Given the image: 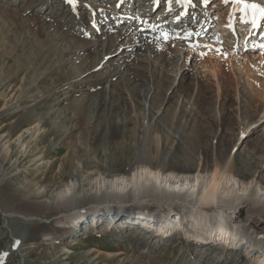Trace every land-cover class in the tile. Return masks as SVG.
Here are the masks:
<instances>
[{
  "label": "rangeland",
  "instance_id": "rangeland-1",
  "mask_svg": "<svg viewBox=\"0 0 264 264\" xmlns=\"http://www.w3.org/2000/svg\"><path fill=\"white\" fill-rule=\"evenodd\" d=\"M166 1L0 0V208L34 218L7 217L5 227L0 215V264H257L241 247L188 241L169 220L166 237L153 238L128 221L93 228L88 213L76 225L41 203L81 172L126 174L139 156L180 174L232 157L243 180L264 181V50L253 47L264 44V20L227 29L231 3L173 0L169 10ZM166 24L203 33L176 41ZM35 124L38 135L24 132ZM92 200L73 209L91 213Z\"/></svg>",
  "mask_w": 264,
  "mask_h": 264
},
{
  "label": "bare ground",
  "instance_id": "bare-ground-1",
  "mask_svg": "<svg viewBox=\"0 0 264 264\" xmlns=\"http://www.w3.org/2000/svg\"><path fill=\"white\" fill-rule=\"evenodd\" d=\"M218 1L220 4L223 3V0ZM254 2L264 5V0H254ZM183 7L184 9L187 8L182 5L180 9ZM234 7L231 3L229 13L226 16V20H223L224 26L222 27L232 29L233 22L236 20L239 22V26L244 23L240 28H244L245 24H247L250 29V23L243 22L241 20L242 13L238 9L234 12ZM207 8L212 9L213 6H207ZM206 19L204 23L202 21L204 27L208 25ZM165 27L171 28L169 39L174 38L176 41L179 39L178 37L184 36L187 32L185 28L184 30L183 28L178 29L169 24H166ZM131 29H134L133 31L135 32L136 27L132 26ZM198 30L196 28L192 31L194 33L193 36L198 33ZM199 33H203V31ZM243 56L245 57L247 54ZM184 71L185 64L180 68V72L178 71L181 79L185 78ZM40 129L41 127L35 124L26 127L24 132L34 137L39 134ZM14 143L21 145V136L17 135ZM141 160L143 158L139 156L126 169V174L109 178L102 175L98 170L86 171L84 174L81 172L80 180L78 175H75V180H70L63 187L56 190L54 194L51 192L45 195L41 203L48 207L54 206L58 209V212L64 215L65 220L70 219L71 223L75 222L74 224L76 225L79 222V218L81 219L80 216L88 213L86 218H89V223L92 222L93 225H90L94 226V228L95 224L99 222L98 220L103 219L102 216H104L106 219V221L104 220L106 225L103 227L104 229L109 226L119 229L126 226V224L122 223L123 221H128L133 224L131 228L133 230L137 231L139 227L149 229L150 231L146 230V232H151L150 234L153 238L161 233H164L161 237H166V231L171 230V227L167 226V221L169 220L176 226L172 230L176 233L178 229H181L180 233L184 234L188 241L197 244L214 243L220 249H227V251L241 247L245 255L256 254L259 256L257 264H264V257L260 256L264 255V252H261L262 249L264 250L263 180L257 177L243 180L242 176L233 168L232 157L227 163L213 158L212 164H209L204 157L202 165H197L192 169L186 168L182 174L165 172L163 168L152 169L149 165H144ZM80 167L81 170L83 169L81 165L77 167V171ZM78 180L81 190L76 192L74 184ZM38 193L44 194V190L38 191ZM122 194L131 196L135 200L126 201V198H122L126 196ZM137 195L148 199H144V202H142L136 199ZM85 198L88 200L93 199V204L90 205L93 210L91 213L87 210L78 213L80 209L75 210L73 207L78 199ZM101 198L106 201V204L98 206L96 201H100ZM112 201L118 202L109 204ZM121 203L122 206H125L124 209L132 207L129 210L130 213L122 212V206L119 205ZM102 209L101 213L99 210ZM147 210H154V212L148 211L147 213L149 214L143 215V212ZM106 212L111 214L109 219H107L108 214ZM135 212L136 214H134ZM125 216L130 217L123 218ZM25 218L27 219L24 220L31 219V217L28 218L27 216ZM73 227V225L70 226V228ZM234 231L235 234H233ZM237 243L240 246L233 245ZM257 249L258 251H256ZM254 259L257 258L254 256Z\"/></svg>",
  "mask_w": 264,
  "mask_h": 264
},
{
  "label": "snow or ice",
  "instance_id": "snow-or-ice-1",
  "mask_svg": "<svg viewBox=\"0 0 264 264\" xmlns=\"http://www.w3.org/2000/svg\"><path fill=\"white\" fill-rule=\"evenodd\" d=\"M69 4L75 5L76 0H67ZM155 2L158 4L159 0H155ZM201 2L208 6L209 3H211V0H201ZM225 4L232 3L234 7V12L238 9L240 13H242L241 20L245 23H248L250 21L251 26L253 29L259 28L261 26V21L264 20V5H261L260 3L254 2V0H223ZM168 8L171 10V6L173 3V0H167ZM175 3L177 4H183L185 7H188L189 5H193V0H175ZM184 13H182L183 15ZM179 19V17H177ZM194 35L193 32H186L184 36L178 37L179 39L188 40L190 37ZM195 35H199V33H195ZM165 39H167V34H165ZM217 42L222 43L220 41L219 37H217ZM193 47H204V48H210V45H199V44H193L191 45ZM254 48H259L261 50H264V44H255L253 45ZM217 53H222L225 57H227V52L223 50L222 48L216 49ZM206 53H200L201 56L205 55ZM20 242L16 241V244L18 245ZM6 255V254H4Z\"/></svg>",
  "mask_w": 264,
  "mask_h": 264
},
{
  "label": "water",
  "instance_id": "water-1",
  "mask_svg": "<svg viewBox=\"0 0 264 264\" xmlns=\"http://www.w3.org/2000/svg\"><path fill=\"white\" fill-rule=\"evenodd\" d=\"M119 205L122 206V203L119 204ZM117 207H118V205H117ZM0 215L3 217L5 227H7V217L8 216L20 217L22 219H27L22 214H14V213L9 212V211H3L1 208H0ZM31 219H34V218H31ZM31 219H28V220H31ZM11 246H12L13 249L17 250V246H16V243H15V240L13 239V237H12V244H11ZM21 264H23V263H21Z\"/></svg>",
  "mask_w": 264,
  "mask_h": 264
}]
</instances>
